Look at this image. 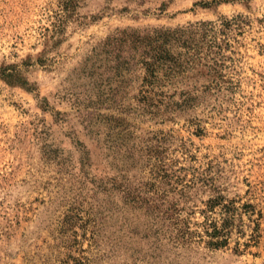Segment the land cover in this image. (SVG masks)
Returning <instances> with one entry per match:
<instances>
[{"label":"rangeland","instance_id":"obj_1","mask_svg":"<svg viewBox=\"0 0 264 264\" xmlns=\"http://www.w3.org/2000/svg\"><path fill=\"white\" fill-rule=\"evenodd\" d=\"M211 1L144 0L137 6L135 0H83L78 20L66 25L61 42L55 48L48 43L49 65L28 70L34 91L0 82V264H66L65 250L54 237L66 201L79 185L75 143L90 150L93 161L97 154L77 114L89 84L81 65L92 48L117 28L174 27L237 15L246 25L231 44L234 62L224 69V81L232 84L211 91L172 122L135 123L141 133H170L167 158L186 170L178 175L205 177L227 198L250 201L262 213L258 244L241 255L232 252L231 242L217 251L199 246L186 259L162 252L158 264H264V0L194 6ZM55 9V0H0V64L40 53ZM208 194L196 199L204 201ZM118 225L123 240L114 257L106 243L98 252L87 241L77 247L83 254L72 255L94 264H146L133 260L127 228L122 221ZM137 248L144 251L146 245Z\"/></svg>","mask_w":264,"mask_h":264},{"label":"trees","instance_id":"obj_2","mask_svg":"<svg viewBox=\"0 0 264 264\" xmlns=\"http://www.w3.org/2000/svg\"><path fill=\"white\" fill-rule=\"evenodd\" d=\"M82 1L55 0L44 49L19 63H1L0 82L34 91L28 70L49 65L48 43L55 48L61 42L66 25L78 20ZM236 1L248 0H212L194 6ZM135 3L142 6L144 0ZM244 25L245 18L237 15L174 27L117 28L92 48L81 65L89 84L77 114L97 154L93 161L91 151L75 143L79 185L66 201L54 237L58 248L65 250L66 264H94L88 257L72 255L83 254L77 249L82 241L98 252L106 243L109 257L118 254L123 240L120 221L134 245L133 260L146 264H158L162 252L186 259L199 246L217 251L233 242L237 255L257 246L261 211L250 201L227 198L205 177L186 180L178 175L186 170L167 158L170 133H141L135 123L172 122L195 109L211 91L218 93L226 82L232 84L224 81V69L234 62L231 44ZM206 190V200L196 199ZM143 242L146 249L138 250Z\"/></svg>","mask_w":264,"mask_h":264}]
</instances>
